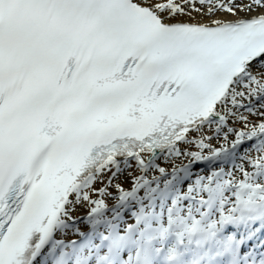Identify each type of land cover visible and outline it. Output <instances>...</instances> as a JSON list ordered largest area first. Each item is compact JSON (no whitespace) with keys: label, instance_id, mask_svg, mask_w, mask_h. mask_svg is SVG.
Masks as SVG:
<instances>
[{"label":"snow or ice","instance_id":"1","mask_svg":"<svg viewBox=\"0 0 264 264\" xmlns=\"http://www.w3.org/2000/svg\"><path fill=\"white\" fill-rule=\"evenodd\" d=\"M0 264H264V0H0Z\"/></svg>","mask_w":264,"mask_h":264},{"label":"bare ground","instance_id":"2","mask_svg":"<svg viewBox=\"0 0 264 264\" xmlns=\"http://www.w3.org/2000/svg\"><path fill=\"white\" fill-rule=\"evenodd\" d=\"M217 146H219V145H217ZM203 165H197V169L199 168V167H202ZM249 167V169H251V167L250 166H248ZM206 170V172L208 171L207 169H205ZM125 187L126 188H130L131 187V185L130 184H125ZM113 192H115V189H113ZM108 203H109V205L111 206V205H113L114 204V201L112 200V199H109L108 200ZM77 215H80V213H77Z\"/></svg>","mask_w":264,"mask_h":264},{"label":"rangeland","instance_id":"3","mask_svg":"<svg viewBox=\"0 0 264 264\" xmlns=\"http://www.w3.org/2000/svg\"><path fill=\"white\" fill-rule=\"evenodd\" d=\"M252 169H249V171H251ZM238 178H242V177H240V174H238Z\"/></svg>","mask_w":264,"mask_h":264}]
</instances>
